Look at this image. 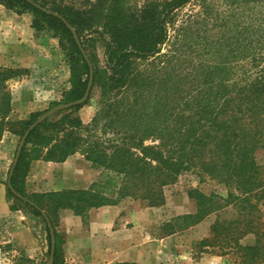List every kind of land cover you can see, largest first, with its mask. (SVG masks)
<instances>
[{"label": "trees", "instance_id": "trees-1", "mask_svg": "<svg viewBox=\"0 0 264 264\" xmlns=\"http://www.w3.org/2000/svg\"><path fill=\"white\" fill-rule=\"evenodd\" d=\"M31 1L0 0V4L18 14L30 13L37 31H50L59 39L72 83L64 103L83 97L90 70L73 32L60 17L75 29L84 50L83 38L99 34L100 24L101 35L108 37L107 66L93 68V87L99 86L109 97L108 109L98 110L89 124L77 115L84 105L40 124L26 140L11 179L16 191L48 215L56 238L54 264H65L63 235L56 229L61 210L85 217L92 208L117 205L127 198L160 207L166 203V187L185 172L225 185L228 195H206L198 188L189 191L197 212L165 223L162 234L189 229L231 206L238 216L216 220L210 227L212 238L201 242L203 248H218V256H236L238 264H264L260 229L264 167L257 161L264 150V0H149L140 14L123 0H98L99 5L87 11L63 0ZM187 6L185 19L178 21ZM19 75L17 70L0 68V141L6 131L21 139L46 112L33 113L26 120L10 118L9 82ZM75 154L103 171L90 189L27 191L26 176L33 161L60 163ZM5 185L7 200L18 204H11V211L24 207L41 219L50 254L51 233L42 213ZM249 234L255 236V244L243 245ZM15 247L2 246L10 252L17 251ZM13 264L47 262L37 263L21 251Z\"/></svg>", "mask_w": 264, "mask_h": 264}, {"label": "crops", "instance_id": "crops-1", "mask_svg": "<svg viewBox=\"0 0 264 264\" xmlns=\"http://www.w3.org/2000/svg\"><path fill=\"white\" fill-rule=\"evenodd\" d=\"M32 20L30 13L18 14L0 4V68L20 72L19 77L9 82V89L13 109L27 111L28 116L46 111L72 88L70 66L59 39L50 31H37ZM85 106L77 113L83 123L91 116ZM102 172L81 154L69 156L60 163L40 159L30 164L25 186L29 193L88 190L99 181ZM197 179L193 187L206 195L222 188L221 185L206 187ZM217 192L225 196L222 191ZM187 199L193 202L192 210L184 212L179 210L178 203L175 208L170 203L148 207L130 198L117 205L92 208L85 217L70 209L61 210L56 229L64 239V263L192 264V254H179V245H175V237L181 232L164 236L161 229L177 216L197 212L196 201L189 195ZM8 210H3V216L15 243L31 259H41L49 249L44 225L27 208L19 206L17 211H11L9 207ZM208 217L189 229L204 226L210 222ZM218 259L202 253L199 261L217 263Z\"/></svg>", "mask_w": 264, "mask_h": 264}, {"label": "rangeland", "instance_id": "rangeland-1", "mask_svg": "<svg viewBox=\"0 0 264 264\" xmlns=\"http://www.w3.org/2000/svg\"><path fill=\"white\" fill-rule=\"evenodd\" d=\"M63 1L66 3V5H71L73 7H76L77 9H81V11L89 10L94 4H96V6L99 5L98 0H63ZM123 1L127 5V7H131L134 11H137L135 13L140 14L141 13L140 11L143 9L144 4L149 0H123ZM189 9H190L189 6H187L185 9H183V11H181V14L178 17V21L185 19V16L189 12ZM97 29L100 32L99 34L87 35L83 39L86 45L85 51L89 57L92 67L94 69L99 70V69H104L107 66L108 37L106 35H101V33L103 32L102 24H100L99 27H97ZM95 30L96 29H94V31ZM89 95L90 96L89 99L87 100L88 102L85 107L90 110L91 116L90 118L86 119L89 121H86L85 124H89L91 122L93 117L97 113H99L98 110L108 109V107L105 106V103L109 99V97L104 94V92L102 91L101 88H99V86L93 87ZM64 104L67 103H64V98H62V96L60 95L59 100L55 102V104H53L48 109H53L62 106ZM48 109L46 111H48ZM69 110L70 109L63 110V112L65 111L67 112ZM103 112L104 111L101 112L100 116H103ZM28 115L29 114L27 113V111H21V109H13L10 118L13 120H26L29 118ZM50 118L54 120L58 119L57 113ZM83 133L84 135H88L87 132H83ZM19 140L20 139L18 138L17 135H14L9 131H6L0 141V264H13L14 256L19 255L21 251H24L17 243H15L11 234H9L10 230L7 229L6 220L5 217L3 216L4 215L3 210L7 211L8 208L11 206V204L18 205L14 199L11 201L7 200L5 183L8 181L10 176V170L14 163L16 151L20 142ZM257 161L261 166L264 167V150L261 151V153L257 156ZM197 178L199 177L194 172H185L178 178L176 183L166 187V189L168 190L165 193L166 205L170 203V205H174L175 208L177 206L176 203H178L180 204V208H179L180 211L184 212V211L192 210L193 202L189 201L187 199V196L189 191L195 189L193 185L197 182L198 180ZM200 183L206 185V187L210 185L219 187L221 185L222 186L221 190H216V192L222 191V193L225 194V196L223 197H227L228 195V189L223 184L211 182L208 179L204 181H201L200 179ZM223 186H225V188ZM260 209H261V213L264 215V206L260 207ZM174 212L176 213V211ZM237 216H238V212L235 208L231 206L224 207L220 209L218 212L211 214V216L208 217V221L210 222H206L204 226L202 225L198 229H193V230L186 229L184 231H181L180 236L175 237V239H177L175 245H179V254L181 255L192 254L194 258V262H191L192 264H238L235 262L236 256H232V255L218 256L219 254L218 248L214 250L210 248L205 249L201 244L202 241L212 238L213 233L211 232L210 227L216 222V220L227 221L230 219H234ZM37 221L43 227L44 224L42 223L41 219L37 218ZM262 223L264 224V217L262 218ZM260 229L261 232H264V225L261 226ZM255 241H256L255 236L253 234H249L246 237H243L241 243L243 245H254ZM7 243L15 244L16 246L15 249H17V251L14 250L10 252L7 250H3L2 246L6 245ZM202 253H207L219 257L218 259L219 262L206 263L199 261V258L201 257ZM49 256L50 254L47 251L41 259L36 261L37 263L47 262Z\"/></svg>", "mask_w": 264, "mask_h": 264}, {"label": "water", "instance_id": "water-1", "mask_svg": "<svg viewBox=\"0 0 264 264\" xmlns=\"http://www.w3.org/2000/svg\"><path fill=\"white\" fill-rule=\"evenodd\" d=\"M27 1L32 3L31 0H27ZM33 5L36 8L40 9L41 11L45 12V13L52 14V15H55V16H59L57 13H53L52 11H50V10H48L46 8H43L39 4L33 3ZM60 18L67 25V27L73 32L76 44H77V46L79 48L78 50L81 51L84 59L86 60L88 66H89L90 75H89L88 85H87L86 91L83 94V97L81 99H79L77 101H74V102H70V103L64 104L62 106H59V107H56V108H53V109H49L48 111L44 112L36 121H34L28 127V129L23 134L22 138L19 140L20 142H19V145H18V148H17V151H16L14 163H13L12 168L10 170V176H9L8 181H7V186L10 189V191L13 193V195L15 197H17L19 200L23 201L24 203H27L30 206H32L33 208L39 210L42 213V216H43V218L45 219V221L47 223V226H48V228L50 230V233H51V250H50V256H49V259L47 261V264H54V257H55V252H56V238H55V231H54L53 225H52L48 215L44 211H42L39 208L38 205H36L33 201H31L30 199L24 197L18 191L15 190V188L11 184V179L13 177L15 168L17 167V164L19 162L22 150H23V148H24V146L26 144V140L28 139V137L32 133V131L35 128H37L40 124H42L43 122L48 120L50 117H52L54 114H56V113H58L60 111L68 110V109H71V108L76 107V106L85 105V103L89 99V96H90L89 94L91 93V90L93 88L94 70H93L92 64H91V62L89 60L88 55H87L86 51L84 50V48L82 46L81 39L78 37L77 33L75 32V29L63 17H60Z\"/></svg>", "mask_w": 264, "mask_h": 264}]
</instances>
